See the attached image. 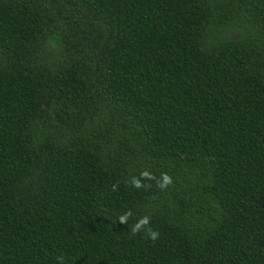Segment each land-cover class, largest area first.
<instances>
[{
  "label": "trees",
  "instance_id": "16d2710c",
  "mask_svg": "<svg viewBox=\"0 0 264 264\" xmlns=\"http://www.w3.org/2000/svg\"><path fill=\"white\" fill-rule=\"evenodd\" d=\"M60 257L264 264V0H0V264Z\"/></svg>",
  "mask_w": 264,
  "mask_h": 264
},
{
  "label": "clouds",
  "instance_id": "9594fccd",
  "mask_svg": "<svg viewBox=\"0 0 264 264\" xmlns=\"http://www.w3.org/2000/svg\"><path fill=\"white\" fill-rule=\"evenodd\" d=\"M156 181V186L161 189L165 190L167 189L170 185L173 184V178L171 175H169L167 172L161 173L159 179L151 173L148 170H143L140 172L139 176H133L131 178V186L136 188V189H147L150 188L152 185L151 184H146L145 181ZM119 188L118 184H113L111 186L112 191H117ZM132 216L131 211L124 212L121 214L117 220L122 223V224H128L129 218ZM131 233L133 235L139 234L140 232H143L145 237L147 239H150L152 241H155L159 238V231L155 230L151 226V218L147 215L142 216L138 218V220L131 226L130 229ZM59 264H63V257L59 258Z\"/></svg>",
  "mask_w": 264,
  "mask_h": 264
}]
</instances>
